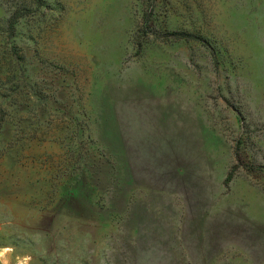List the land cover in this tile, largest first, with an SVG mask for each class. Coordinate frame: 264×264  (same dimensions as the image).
Instances as JSON below:
<instances>
[{
  "label": "rangeland",
  "instance_id": "374dc122",
  "mask_svg": "<svg viewBox=\"0 0 264 264\" xmlns=\"http://www.w3.org/2000/svg\"><path fill=\"white\" fill-rule=\"evenodd\" d=\"M264 264V0H0V264Z\"/></svg>",
  "mask_w": 264,
  "mask_h": 264
},
{
  "label": "clouds",
  "instance_id": "9594fccd",
  "mask_svg": "<svg viewBox=\"0 0 264 264\" xmlns=\"http://www.w3.org/2000/svg\"><path fill=\"white\" fill-rule=\"evenodd\" d=\"M5 264H6V262H5Z\"/></svg>",
  "mask_w": 264,
  "mask_h": 264
}]
</instances>
